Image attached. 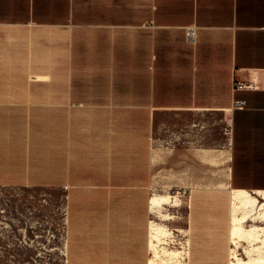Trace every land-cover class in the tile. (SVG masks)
<instances>
[{"label": "crops", "instance_id": "obj_1", "mask_svg": "<svg viewBox=\"0 0 264 264\" xmlns=\"http://www.w3.org/2000/svg\"><path fill=\"white\" fill-rule=\"evenodd\" d=\"M66 103L122 104L127 119L140 104L134 130L155 193H227L213 185L220 166L230 189L264 192V0H0V141ZM204 150H219L218 167ZM95 257L65 262L150 259Z\"/></svg>", "mask_w": 264, "mask_h": 264}, {"label": "rangeland", "instance_id": "obj_2", "mask_svg": "<svg viewBox=\"0 0 264 264\" xmlns=\"http://www.w3.org/2000/svg\"><path fill=\"white\" fill-rule=\"evenodd\" d=\"M52 105L61 111L46 117L36 109L28 128L20 118L19 140L0 141V264H68L67 254L103 261L146 254L148 264H187L189 254V264L236 262L225 166L213 172L221 178L213 185L224 184L227 193L192 199L190 189L171 192L170 184L155 193L140 161L148 151L134 130L143 121L140 104H132L130 119L122 104ZM91 105L98 106L94 118ZM203 158L218 167L216 158ZM158 201L167 217L151 207ZM152 221L164 228L155 240L161 255L163 247L174 251L166 261L150 247ZM247 244L237 248L244 259Z\"/></svg>", "mask_w": 264, "mask_h": 264}, {"label": "bare ground", "instance_id": "obj_3", "mask_svg": "<svg viewBox=\"0 0 264 264\" xmlns=\"http://www.w3.org/2000/svg\"><path fill=\"white\" fill-rule=\"evenodd\" d=\"M216 151L219 150H204L203 157L217 159ZM219 187L224 189V184H220ZM154 196H159V194H155ZM229 199L231 222L230 236L236 246L235 250L232 251L236 262L232 261L231 264H264V192H250L248 190L229 188ZM165 206L166 205H163L161 201L151 204V207L154 210L162 214L161 217L168 216L162 212V209L165 208ZM249 221L255 223L248 225ZM256 222H263V225H259ZM150 229H152L151 235H149L150 247L154 252L153 255L162 261H166L165 258L172 255L174 251L163 247V255H161L160 251L156 248L155 243L156 239L159 240V234L157 232H164V228L158 226L157 223L152 221ZM162 238L164 237H161V239ZM244 243H248L247 246L243 248V254H245L247 259H244L237 254V248L241 247Z\"/></svg>", "mask_w": 264, "mask_h": 264}, {"label": "built area", "instance_id": "obj_4", "mask_svg": "<svg viewBox=\"0 0 264 264\" xmlns=\"http://www.w3.org/2000/svg\"><path fill=\"white\" fill-rule=\"evenodd\" d=\"M187 38L190 42H194L195 41V29L194 28H189L187 31Z\"/></svg>", "mask_w": 264, "mask_h": 264}]
</instances>
